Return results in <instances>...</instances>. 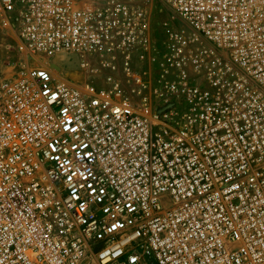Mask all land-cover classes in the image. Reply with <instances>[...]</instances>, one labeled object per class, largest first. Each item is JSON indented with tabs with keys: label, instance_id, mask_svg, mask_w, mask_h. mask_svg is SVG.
Segmentation results:
<instances>
[{
	"label": "built area",
	"instance_id": "2783aa9c",
	"mask_svg": "<svg viewBox=\"0 0 264 264\" xmlns=\"http://www.w3.org/2000/svg\"><path fill=\"white\" fill-rule=\"evenodd\" d=\"M0 27V264H264V0H0Z\"/></svg>",
	"mask_w": 264,
	"mask_h": 264
},
{
	"label": "rangeland",
	"instance_id": "374dc122",
	"mask_svg": "<svg viewBox=\"0 0 264 264\" xmlns=\"http://www.w3.org/2000/svg\"><path fill=\"white\" fill-rule=\"evenodd\" d=\"M167 14V13H166ZM157 17H160L159 15H157ZM9 43L7 42L5 44L6 47H8ZM6 50V48H5ZM60 57H65L64 62H60V61H55L54 58H60ZM70 62H69V61ZM79 58H77L74 55H58L56 57H53L52 59H50V64L51 66L56 69V71H58L59 73H66L67 75H69L73 80H79L80 76L78 74V67H79ZM66 63V64H65ZM43 64V63H42ZM20 69V63L18 61L17 66H13V65H9L8 67L4 68V72H6L7 75H13L15 74L18 70ZM71 74H70V73ZM73 73V74H72Z\"/></svg>",
	"mask_w": 264,
	"mask_h": 264
},
{
	"label": "crops",
	"instance_id": "0c3cea01",
	"mask_svg": "<svg viewBox=\"0 0 264 264\" xmlns=\"http://www.w3.org/2000/svg\"><path fill=\"white\" fill-rule=\"evenodd\" d=\"M7 42L8 47L5 46ZM10 42L9 35L0 27V66L2 68L8 67L7 64L17 66L18 61L20 63L21 55L15 49L13 42Z\"/></svg>",
	"mask_w": 264,
	"mask_h": 264
},
{
	"label": "bare ground",
	"instance_id": "6f19581e",
	"mask_svg": "<svg viewBox=\"0 0 264 264\" xmlns=\"http://www.w3.org/2000/svg\"><path fill=\"white\" fill-rule=\"evenodd\" d=\"M157 15L161 16L159 13L156 14V17H157ZM54 60H55V61H60V62L62 63V62H64L65 57H64V58H63V57H60V58H54ZM68 61H69V60H68ZM69 62H70V61H69ZM65 64H66V63H65ZM42 65H43V64H42ZM44 66H45V65H44ZM69 73H70V72H69ZM70 74H71V73H70ZM72 74H73V73H72ZM60 77H61V78H64V77H62V76H60ZM60 77H59V78H60ZM71 77H72V76H71ZM61 78H60V79H61Z\"/></svg>",
	"mask_w": 264,
	"mask_h": 264
}]
</instances>
